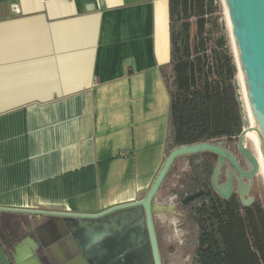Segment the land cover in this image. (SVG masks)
I'll return each mask as SVG.
<instances>
[{
	"label": "crops",
	"instance_id": "0c3cea01",
	"mask_svg": "<svg viewBox=\"0 0 264 264\" xmlns=\"http://www.w3.org/2000/svg\"><path fill=\"white\" fill-rule=\"evenodd\" d=\"M167 7L0 0V207L96 213L146 194L166 157Z\"/></svg>",
	"mask_w": 264,
	"mask_h": 264
},
{
	"label": "trees",
	"instance_id": "16d2710c",
	"mask_svg": "<svg viewBox=\"0 0 264 264\" xmlns=\"http://www.w3.org/2000/svg\"><path fill=\"white\" fill-rule=\"evenodd\" d=\"M167 8L171 58L160 67L169 95L165 154L181 145L236 139L242 127L237 67L225 37L211 41L207 33L211 0H168ZM194 157L191 182L180 192L204 189L190 202L196 229L190 264H264V200L255 196L243 205L236 194L219 196L210 182L213 163ZM10 259L1 256L0 264H13Z\"/></svg>",
	"mask_w": 264,
	"mask_h": 264
},
{
	"label": "water",
	"instance_id": "95a60500",
	"mask_svg": "<svg viewBox=\"0 0 264 264\" xmlns=\"http://www.w3.org/2000/svg\"><path fill=\"white\" fill-rule=\"evenodd\" d=\"M233 46L240 86L234 80L235 94L242 121L237 136V149L250 164L249 170L242 169L235 157L218 144L202 141L181 145L171 149L153 179L146 194L139 199L110 206L96 213H80L58 210L0 207L3 213L46 215L50 218L51 240L63 237L72 247L70 264H90L106 254L121 259L119 264H161L157 239L151 218L153 200L174 160L183 155L210 152L217 157L211 174L215 192L228 198L234 188L243 205L253 202L249 194L253 176L259 171L257 155L246 147V134L253 131L257 138L260 159L264 168V0H222ZM242 88L248 116L245 115ZM224 157L232 167L226 179L218 182ZM246 179V180H245ZM203 191L188 194L182 199L186 203L199 198ZM119 215V216H118ZM135 219L133 223L128 221ZM40 239L25 236L15 243L10 252L13 264H42L37 253ZM83 250L84 256L81 253ZM117 264V263H115Z\"/></svg>",
	"mask_w": 264,
	"mask_h": 264
},
{
	"label": "flooded vegetation",
	"instance_id": "af4514ba",
	"mask_svg": "<svg viewBox=\"0 0 264 264\" xmlns=\"http://www.w3.org/2000/svg\"><path fill=\"white\" fill-rule=\"evenodd\" d=\"M234 140L236 141L235 144H233ZM234 140H229L228 138H222L215 141H210L212 143L218 144L219 146L223 147L227 151H229L235 159L238 161L239 165L242 169L249 170L250 164L246 161V159L240 154V152L237 149V138ZM196 157L195 160H205L207 162L213 163V168L215 166V163L217 161V157L214 154H210V152H200L195 153ZM192 155V154H191ZM191 155H187L190 169L191 167ZM232 167L231 163L227 158L224 157L223 164L221 166V172L219 174L218 182H223L226 179V173L227 170H229ZM213 171V170H212ZM212 174V172H211ZM246 180V179H245ZM254 181V176H253ZM251 183V188L254 185V182ZM191 182V179L189 182L184 184V188L176 190L175 198L176 200H179V206L181 210L183 211V216L181 215L180 218H186L188 217L191 220V213L190 211V202L193 200H190L186 203H182V199L188 194L194 193L196 191H203L204 189L201 187L196 188L195 190H189L187 193H185L183 196H180V192L183 191L187 184ZM210 182H211V176H210ZM234 188L231 193L236 194L239 198L238 192L236 190V180L233 179ZM212 186V183H211ZM213 187V186H212ZM214 189V188H213ZM249 190V194H250ZM215 191V190H214ZM230 195V196H231ZM198 198V197H197ZM196 199V198H195ZM240 199V198H239ZM167 211V212H173L171 206H163L156 204L153 200V208L151 211V218L154 225V231L157 239V245H158V253L160 256L161 264L163 263V258L161 253V237L160 234L162 231L166 230V218H163L159 212ZM119 216V215H118ZM134 218L128 221V224L134 222ZM50 218L46 215H29V214H21V213H1L0 216V247L2 249H5L9 255L11 250L13 249L12 246L15 245L17 241H19L21 238L25 236H31L33 238H39L40 239V245L37 249V253L41 257L42 264H70V257H71V251L72 247L69 245L67 240H65L63 237L57 239L56 241L51 240V234L50 231V224H49ZM82 255L84 256L83 250H81ZM85 264H90L89 261L84 258L83 259ZM122 260L114 257H109L106 254H102L100 258L97 260V264H119Z\"/></svg>",
	"mask_w": 264,
	"mask_h": 264
},
{
	"label": "rangeland",
	"instance_id": "374dc122",
	"mask_svg": "<svg viewBox=\"0 0 264 264\" xmlns=\"http://www.w3.org/2000/svg\"><path fill=\"white\" fill-rule=\"evenodd\" d=\"M209 10L210 9L207 8L205 20H207L206 28L207 33L210 34L211 41L219 35L224 36L227 49L235 59L222 0H211V10ZM234 80H237L240 86L238 70ZM239 91L243 99L245 115L248 116L241 87ZM235 143L236 141L234 140L233 144ZM245 145L251 153L253 152L256 154L255 146L249 138H246ZM187 161V155L179 156L174 160L161 185H159L160 187L154 198L156 204L171 206L173 210L172 213L167 211L159 212L163 218H166V230L162 231L160 234L162 242L160 254H162L164 264H190L191 252L195 245L196 229L188 217L184 219L180 218L181 215L183 216V211L178 207L179 200L174 199V192L184 188V184L190 181L191 169ZM253 182L254 185L250 190V194L264 200V176L262 172H260V169L254 175ZM1 256L4 258L6 256L10 259L9 253L0 247V260Z\"/></svg>",
	"mask_w": 264,
	"mask_h": 264
},
{
	"label": "bare ground",
	"instance_id": "6f19581e",
	"mask_svg": "<svg viewBox=\"0 0 264 264\" xmlns=\"http://www.w3.org/2000/svg\"><path fill=\"white\" fill-rule=\"evenodd\" d=\"M242 95H243V98H244V94H243V91H242ZM244 105V104H243ZM246 107V106H245ZM246 110H247V107H246ZM248 113V111H247ZM246 138H249L254 146H255V149H256V155L259 159V163H260V172H262L263 176H264V168L262 166V163H261V159H260V153H259V147H258V142H257V138L256 136L254 135L253 131L249 130L246 134Z\"/></svg>",
	"mask_w": 264,
	"mask_h": 264
}]
</instances>
